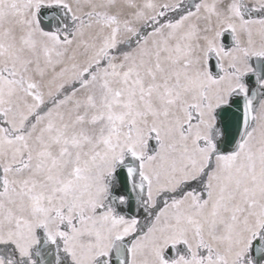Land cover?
Listing matches in <instances>:
<instances>
[{"label":"snow or ice","instance_id":"obj_1","mask_svg":"<svg viewBox=\"0 0 264 264\" xmlns=\"http://www.w3.org/2000/svg\"><path fill=\"white\" fill-rule=\"evenodd\" d=\"M0 264H264V0H0Z\"/></svg>","mask_w":264,"mask_h":264},{"label":"bare ground","instance_id":"obj_2","mask_svg":"<svg viewBox=\"0 0 264 264\" xmlns=\"http://www.w3.org/2000/svg\"><path fill=\"white\" fill-rule=\"evenodd\" d=\"M255 2V0H249V3H254Z\"/></svg>","mask_w":264,"mask_h":264},{"label":"water","instance_id":"obj_3","mask_svg":"<svg viewBox=\"0 0 264 264\" xmlns=\"http://www.w3.org/2000/svg\"><path fill=\"white\" fill-rule=\"evenodd\" d=\"M228 43H229V41H228Z\"/></svg>","mask_w":264,"mask_h":264}]
</instances>
